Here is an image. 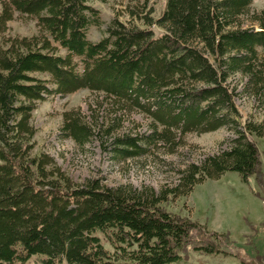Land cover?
I'll return each instance as SVG.
<instances>
[{"label": "trees", "instance_id": "obj_1", "mask_svg": "<svg viewBox=\"0 0 264 264\" xmlns=\"http://www.w3.org/2000/svg\"><path fill=\"white\" fill-rule=\"evenodd\" d=\"M89 1L0 0V33L14 14L35 19L38 29L0 42V264H28L32 257L40 264H176L186 247L264 264V254L248 258L227 234L161 208L225 173L243 184L254 176L262 187L249 137L264 138V120H241L231 79L242 77L243 90L264 107V9L251 12L253 0H166L157 20L141 18L145 28L114 19L106 36L91 43L87 30L96 12ZM152 25L163 29L159 37ZM79 90L102 98L96 112L110 105L148 121L147 132L132 135L112 111L100 123L95 111L90 122L78 109L65 112L60 133L80 148L96 136L110 139L109 151L124 161L157 145L173 152L192 133L224 128L234 137L158 193L98 179L77 184L47 154L33 153L31 114L46 96ZM97 233L111 242L115 259Z\"/></svg>", "mask_w": 264, "mask_h": 264}, {"label": "rangeland", "instance_id": "obj_2", "mask_svg": "<svg viewBox=\"0 0 264 264\" xmlns=\"http://www.w3.org/2000/svg\"><path fill=\"white\" fill-rule=\"evenodd\" d=\"M165 1L90 0L89 6L96 14L94 24L87 30V40L96 43L104 38L114 19L128 26L145 28L141 18L146 16L157 20L164 10ZM262 9L264 0L252 1L251 12ZM130 12L135 16H131ZM3 29L0 33L2 43L15 37H31L38 33L35 19L18 14H14ZM149 30L155 37L163 33V29L156 25L150 26ZM37 77L48 79L44 75ZM244 82L238 75L231 79V86L236 89L234 104L243 122L259 123L264 120V107L243 90ZM49 88L54 89L51 85ZM96 100L100 102L102 98L88 90H79L65 96L52 93L44 101L37 102L31 114V123L36 131L33 153L47 154L77 184L87 179H98L112 188L121 185L135 189L148 187L158 193L174 187L178 183L179 173L186 166L198 165L206 156L224 149L225 140L234 137L224 128L203 134L192 133L186 135L181 146L173 152L163 145H157L144 156L123 161L109 151L110 139H104L103 142L96 136L80 148L60 133L65 112L78 109L86 122H90L92 115L95 116ZM107 111L113 112L111 118L116 116L120 119L117 121L121 123V130L132 135L147 132L148 121L142 114H123L110 105H102L100 111L96 112L100 117L99 123L106 119ZM249 139L258 150L262 187L254 176L248 179L247 184H243L235 173H225L218 180H206L194 186L186 196L169 197L161 204V208L167 213L203 225L208 231L227 234L236 249L248 258H255L264 254V138L250 136ZM96 235L103 249L115 259L116 250L111 242L100 233ZM227 251L230 253L229 249ZM28 264H40V259L32 257ZM176 264L239 263L230 256L204 255L186 247L182 259Z\"/></svg>", "mask_w": 264, "mask_h": 264}]
</instances>
